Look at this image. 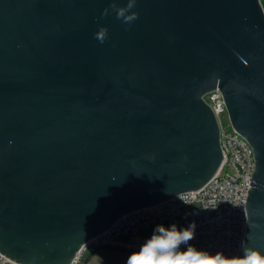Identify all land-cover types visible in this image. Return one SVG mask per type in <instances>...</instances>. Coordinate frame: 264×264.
Here are the masks:
<instances>
[{"label":"water","instance_id":"water-1","mask_svg":"<svg viewBox=\"0 0 264 264\" xmlns=\"http://www.w3.org/2000/svg\"><path fill=\"white\" fill-rule=\"evenodd\" d=\"M112 2L0 0V252L72 264L121 216L204 186L219 88L254 150L244 246L264 254L261 0H137L130 25Z\"/></svg>","mask_w":264,"mask_h":264},{"label":"built area","instance_id":"built-area-1","mask_svg":"<svg viewBox=\"0 0 264 264\" xmlns=\"http://www.w3.org/2000/svg\"><path fill=\"white\" fill-rule=\"evenodd\" d=\"M204 99L220 128L224 160L218 172L201 188L183 192L159 204L136 209L118 218L89 239L72 264H81L87 252L100 248L137 251L157 225L186 228L195 222V239L189 243L210 254L234 258L242 250L247 226L246 201L255 168L251 144L233 127L219 88ZM186 203H185V202ZM0 264H19L0 252Z\"/></svg>","mask_w":264,"mask_h":264},{"label":"clouds","instance_id":"clouds-1","mask_svg":"<svg viewBox=\"0 0 264 264\" xmlns=\"http://www.w3.org/2000/svg\"><path fill=\"white\" fill-rule=\"evenodd\" d=\"M136 3L137 0H127L126 4L118 6L113 0L111 10L115 11L118 20L130 25L138 19V13L133 10ZM108 14L109 8H105L102 15ZM107 38L106 27H101L95 33V39L101 43ZM195 228V222L186 228H178L176 224L168 227L157 225L139 250L128 256L126 264H264V254L256 248L244 246L243 242V255L234 258L225 257L221 252L210 254L197 249L189 243L195 239Z\"/></svg>","mask_w":264,"mask_h":264},{"label":"rangeland","instance_id":"rangeland-1","mask_svg":"<svg viewBox=\"0 0 264 264\" xmlns=\"http://www.w3.org/2000/svg\"><path fill=\"white\" fill-rule=\"evenodd\" d=\"M132 252L112 248H100L96 252L85 253L81 264H126V260Z\"/></svg>","mask_w":264,"mask_h":264},{"label":"trees","instance_id":"trees-1","mask_svg":"<svg viewBox=\"0 0 264 264\" xmlns=\"http://www.w3.org/2000/svg\"><path fill=\"white\" fill-rule=\"evenodd\" d=\"M261 3H262V6H263V8H264V0H261Z\"/></svg>","mask_w":264,"mask_h":264},{"label":"crops","instance_id":"crops-1","mask_svg":"<svg viewBox=\"0 0 264 264\" xmlns=\"http://www.w3.org/2000/svg\"><path fill=\"white\" fill-rule=\"evenodd\" d=\"M96 252V251H95Z\"/></svg>","mask_w":264,"mask_h":264}]
</instances>
